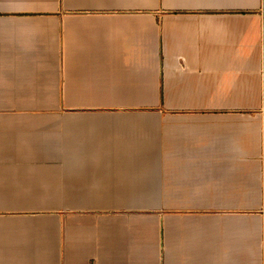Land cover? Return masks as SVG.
<instances>
[{
	"label": "crops",
	"instance_id": "1",
	"mask_svg": "<svg viewBox=\"0 0 264 264\" xmlns=\"http://www.w3.org/2000/svg\"><path fill=\"white\" fill-rule=\"evenodd\" d=\"M0 264H264V0H0Z\"/></svg>",
	"mask_w": 264,
	"mask_h": 264
}]
</instances>
